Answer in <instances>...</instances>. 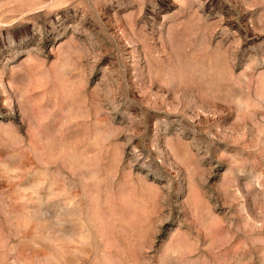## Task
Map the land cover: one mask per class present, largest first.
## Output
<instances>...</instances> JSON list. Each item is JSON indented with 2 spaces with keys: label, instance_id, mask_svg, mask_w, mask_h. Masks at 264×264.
Wrapping results in <instances>:
<instances>
[{
  "label": "rangeland",
  "instance_id": "374dc122",
  "mask_svg": "<svg viewBox=\"0 0 264 264\" xmlns=\"http://www.w3.org/2000/svg\"><path fill=\"white\" fill-rule=\"evenodd\" d=\"M0 264H264V0H0Z\"/></svg>",
  "mask_w": 264,
  "mask_h": 264
}]
</instances>
